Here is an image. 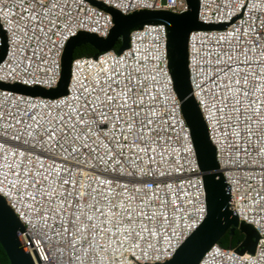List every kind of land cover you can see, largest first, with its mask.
I'll return each instance as SVG.
<instances>
[{"label":"built area","instance_id":"obj_1","mask_svg":"<svg viewBox=\"0 0 264 264\" xmlns=\"http://www.w3.org/2000/svg\"><path fill=\"white\" fill-rule=\"evenodd\" d=\"M95 1L124 15L190 11L188 0ZM200 2L207 24L245 9L229 30L191 34L189 68L239 219L261 238L254 255L216 245L201 264H264V0ZM0 21V83L47 91L78 33L103 39L115 27L91 0H0ZM131 42L121 57L74 61L69 96L0 91V195L35 264H167L207 220L166 25L132 31Z\"/></svg>","mask_w":264,"mask_h":264},{"label":"water","instance_id":"obj_2","mask_svg":"<svg viewBox=\"0 0 264 264\" xmlns=\"http://www.w3.org/2000/svg\"><path fill=\"white\" fill-rule=\"evenodd\" d=\"M91 5L111 14L115 20V27L108 38L102 39V37L99 38L95 35L78 33L79 35L68 43L62 57L61 80L56 90L47 91L39 87L31 89L21 85L11 86L0 83V91L32 98L41 97L48 100H57L69 96L68 87L71 80L72 63L83 59L74 60V54L78 48L85 45L92 47L101 54L92 57L94 61H98L99 57L113 52L117 43L123 40L120 52H116L117 56L121 57L125 50L132 48V31L144 30L145 25H166L170 69L176 94L182 104L183 115L191 129L199 165L204 175L208 203L206 222L181 247L175 258L167 264H201L207 253L218 245L225 236L228 234L235 235L238 230L246 236L240 254H256L261 240L260 235L253 226L241 222L239 219L233 194L218 163L217 149L211 142L208 126L194 97L189 68V40L191 34L194 31L229 30L230 26L243 18L245 9L242 15H237L231 23L207 24L200 20V0H188L190 11L182 15L169 11L150 10L124 15L119 10L106 7L102 2L91 0ZM1 22L0 65L5 61L8 51L7 35ZM89 59L86 58V60ZM25 233L24 226L18 220L10 205L0 195V245L5 251L10 264H35L22 238Z\"/></svg>","mask_w":264,"mask_h":264},{"label":"trees","instance_id":"obj_3","mask_svg":"<svg viewBox=\"0 0 264 264\" xmlns=\"http://www.w3.org/2000/svg\"><path fill=\"white\" fill-rule=\"evenodd\" d=\"M122 46H123V40H120L117 43L114 51L119 53ZM99 55L101 54L98 53L95 49H93L88 45H85L76 50L74 54V60L80 58H92ZM245 240H246V236L240 230H238L235 235L228 234L227 236H225L218 245L225 250L241 251L243 244L245 243ZM0 264H10L9 259L5 251L1 247V245H0Z\"/></svg>","mask_w":264,"mask_h":264}]
</instances>
